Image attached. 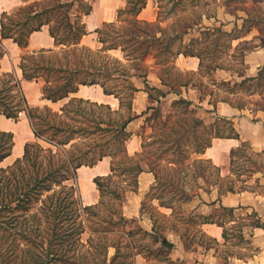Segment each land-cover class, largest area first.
I'll use <instances>...</instances> for the list:
<instances>
[{
	"label": "rangeland",
	"instance_id": "obj_1",
	"mask_svg": "<svg viewBox=\"0 0 264 264\" xmlns=\"http://www.w3.org/2000/svg\"><path fill=\"white\" fill-rule=\"evenodd\" d=\"M33 1L40 0H32L29 3H26V5L31 4ZM79 1L58 0V3L61 4V7L73 2L74 6L69 11V16L71 18L70 20H72V22L77 20V16H80L83 10L85 11V7L89 2V0H81V2ZM51 6H53V4L45 5V7ZM63 7L59 11V17L56 18L57 21L54 23L55 26L57 24L63 26V24L65 25L67 22V18L65 16L67 11H65L66 8ZM18 9L19 8L16 10ZM223 9L228 12L235 13L236 15L240 16L241 19L246 15H252L256 18H259L262 23L250 21L247 24V27L257 24V27H259L261 31V45H264V0H220V2L216 1L212 3H209L206 0H158V21L153 27H151V34H145V37L148 36V41H151V36H165L167 39H169L174 35L185 32L183 36V42L181 43L178 41V43L172 48L173 52H176L181 46V49L183 50H190L191 52L199 54L202 57L203 68L200 73L194 76L184 73L181 74V72H179L174 66L175 59L173 58L172 54L168 53V51L166 52V56H169L170 64L167 66L163 63L162 65L159 63V60L163 56L161 52L165 49L166 42L163 44L158 43L155 47H149L148 51L151 52V55L148 57L150 59L147 60V63H145L144 66L142 64L141 67V73L145 72L147 77H131L130 79L131 84H134L137 88H141V90L138 89V92L144 91L146 93H150L151 99L154 100V105L148 107L151 105L150 98L148 97L149 94L146 96L142 94L143 97L142 99L140 98L141 102L144 103L143 106L146 105L148 110L144 111L142 115L143 119L140 121L141 124L139 123V126L137 124V127L133 126L132 130H134V132L137 133L141 138L143 149L141 154H139V159H141L143 166L146 170H154V173L159 177L158 183L154 187L152 196L154 195L166 204H171L176 207V226H179L178 219L180 217L185 218V216L182 215L183 212L181 207L185 202V199L187 196H192L197 191H199V188L202 187V184L204 183V180L201 179L202 175L200 170L204 168L205 175H209L213 182H219L216 181L219 178L218 172L213 168L214 165H194V162L196 161L194 159L196 156L194 152L204 148L210 142L211 138L216 132L220 131L221 134L225 135L230 134V128L225 121L220 123L217 128L215 127V125L218 124L217 122L215 125H209L205 123L204 126L197 125L195 118H200V116L202 117L201 110L192 108L190 110H192L194 113L189 111L190 114L185 112V115L181 107H174V102L171 105L172 101L174 100L173 98H176L175 96L167 98L166 94L165 97H162L158 90L150 87L147 82L150 81L152 83L153 81L150 79L148 80V74H150V72H153L154 74L157 73L163 83V78L169 79L170 82L168 84L164 83V86L167 89H170L168 93H176L179 95V92L177 91L182 90L181 92H185L184 97L188 98V101H190L189 99L193 98L198 99L199 103L203 104L208 100L213 102L215 100L228 97L231 99V103H229L230 105H245V109L243 110H250L252 113L264 111V69L261 71L260 76L254 80L251 85H249L250 87L245 86L234 88L235 82L240 84L243 80L247 79L244 78L240 80L239 77L238 80V77H235V75L245 71L244 57H242V54L245 53L246 55L251 49L254 50L256 46L253 44L251 45L243 43L238 46V48L232 49L230 45V37L222 36L213 30H208L206 27L200 26L202 23L208 24L206 18L204 17H214V15L218 14V12H222ZM19 19L20 18L18 17L15 18L16 21H19ZM131 19L132 17L130 14L124 15L123 20L126 21L125 28L121 29L118 27L116 29H110L108 31L110 36L109 38H112L116 35L123 36L128 34L130 31V26H127V23ZM62 29L63 27L61 30ZM243 33L244 31L235 35L238 36ZM140 35L143 36L142 34ZM188 38H192V40L188 42ZM120 39L124 41V39ZM143 40L144 39L140 38V41ZM147 45V42L144 43L142 46L143 49H141L142 51L140 50L139 53L144 52V50L147 48ZM122 46H127V44L124 43ZM103 47L102 49L94 50V52L102 53ZM128 52L130 53L131 49H129ZM105 53L115 57L109 52ZM152 54H158V58H155ZM152 56L153 58H151ZM86 60L84 62L77 60L78 67L82 68V66H87ZM122 61L125 62L124 59H122ZM124 64H126L125 66H127L129 72H136V70H133L132 62L127 61ZM152 67H155V69H152ZM187 81H189L191 86L189 89H183L180 85L182 82ZM115 82L116 81L112 83ZM145 82L147 83L146 85L144 84ZM192 85H195V87L192 88ZM180 88L182 89L180 90ZM137 93H135V97L133 99L132 110L134 109V100L136 99ZM202 96L206 98L204 102H200V98ZM157 98L159 103H155ZM109 100L112 106L117 108L114 98L112 97ZM128 101L129 100L126 97L125 103H128ZM200 106L198 105L197 108L202 109V106ZM75 110L77 111L76 114L79 118L78 122L81 121L88 123L89 120L92 119L91 111L94 110L92 106L78 105ZM113 111L120 110L113 109ZM97 112L106 118L107 111L97 110ZM136 114L137 111H133V115L137 116ZM37 116L42 118V129L46 131L48 136H53L54 133L60 135L62 133L68 134V132H75L73 134L77 138L83 134L82 141H79V148L74 152L75 157H83V155L88 153L89 157L91 158L92 155L90 153H93L92 151L95 149L97 152H100L101 150H108L117 156L115 161L112 158L113 165L115 162L116 171L113 172L112 170V173L108 176L110 179L105 182L106 197L104 199V206L101 208V210L94 212L95 220L99 222L101 219H104L105 223L96 225L97 229L100 231V234L94 236L95 239L93 244H95V246L93 249L99 248L103 243L113 244L119 248V253H117L118 257L113 260V257L116 255V249L113 250V248H110L109 254L106 258L104 257V253L99 254L95 250L93 252L91 247L88 249L89 251L87 254L83 253L88 257L87 262L80 260L75 261L71 252V248L73 246V237L70 236V232L66 226L68 223L67 220L70 218V214H67L65 210V212H61V215L57 216L56 219L53 217V207L56 203L54 199L57 196V194H54L53 196L55 197L52 198V201H54L52 202L50 200L47 202V208L45 207L46 212L44 213L45 216L42 215L34 217V226H32L34 228L36 227L37 229H33L29 236L26 234L29 224L24 222L23 219H17L13 221V219H11L10 213L6 212L7 219H5L4 222L7 224V235L9 237L2 239L4 243L0 247V264H25L21 259L26 258L28 262L29 258L31 259L35 257V254H37L35 252L36 244H40V242L48 244V238L45 236L49 231L46 228V224H44V222H47L48 220L49 223L52 226L55 225L54 228H56V231H54L55 236L52 242L53 249L57 252H65L67 250L68 254H72L70 255L72 258V264H134V256L138 254L140 255V250L144 252L143 256L144 258L146 256L148 261L151 257L149 264H174L160 251V247L156 244L155 240L144 235L140 227L142 226L140 224V217H134L135 219L130 218V215L133 214V211H131L129 208L132 209V206L135 204L133 199L134 195L131 193L135 182V173H132L130 169L137 159L136 157L135 160L127 159L123 154V144L127 136H122L116 142L112 139L110 140L112 134H90L91 131L88 133H83V126H81V124H75V127L73 128H68V126L62 122H60L59 126H50L48 125L49 123L45 122L46 119L49 118V113L45 110H43L40 114H37ZM122 116L123 118L121 121L124 122L128 117L127 107L123 109ZM86 126L87 125H85V127ZM126 134L129 133L126 131ZM100 136L102 138L101 141ZM120 141H122V143ZM32 143L39 142L36 140ZM101 143L103 145L98 148L97 145H101ZM40 144L48 147L47 143L42 142ZM90 149H92V151H90ZM38 158H40L39 160L43 162L42 166L44 165L45 168V166L48 164L47 155L41 153ZM17 159L18 157L13 155V157L6 160L0 167H7L13 164V162ZM233 159L234 164H231L230 167L232 175L225 184L226 186L228 185L229 187L233 186L235 189H241L246 185L250 186L252 181L261 177V171L264 170V153L252 152L247 146L241 152H236ZM31 168L32 170L26 174V178L34 177L36 167ZM58 169L59 173L56 175L57 177H59L61 174H65L67 170L64 167H60ZM70 182L68 184H73ZM253 184V186H256L254 182ZM80 196L81 195L78 193V198H81ZM119 196L124 197L123 199H120L122 197ZM5 198L9 199L10 195L5 194ZM39 207H43L42 204H39L37 208ZM142 210H146V217L151 215L154 217V219L156 218L161 226L165 225L167 228L171 227V223L167 222L166 219L156 212L150 200L146 199L142 202L141 213ZM44 217L47 220H45ZM121 219L123 221H121ZM180 226L181 231L185 233L184 229H186V231L188 230L189 235H191L192 238L194 237L193 240L195 242L193 244L202 242L201 235L199 233H195L193 228L195 226L194 220L190 222L188 227L183 226L182 224ZM36 230L37 232L41 230L44 239L41 240V238L36 235ZM131 232H133L137 246L140 248V250L137 249L138 251H132L133 253L127 248L129 245L128 234ZM26 236L27 238L24 240L23 238ZM89 237H91V234L86 233L82 237L83 241L85 242ZM190 241H192V239H189L187 242ZM83 250V248H79L78 252H81L82 254ZM191 250H193V248H191ZM29 251H31V253ZM130 253L132 254V257ZM38 255V257L36 256V259L39 262H42L46 259L45 252L41 251V254ZM113 261L115 262L112 263Z\"/></svg>",
	"mask_w": 264,
	"mask_h": 264
},
{
	"label": "trees",
	"instance_id": "obj_2",
	"mask_svg": "<svg viewBox=\"0 0 264 264\" xmlns=\"http://www.w3.org/2000/svg\"><path fill=\"white\" fill-rule=\"evenodd\" d=\"M22 1L29 3L32 0ZM92 1L93 0H89L85 7V11L82 7L83 11L80 16H77V20L75 22H72L69 16V11L74 6L73 2L71 4H67L64 7L62 6L63 8H66L65 11H67L65 15L67 22L65 25L63 24V26L59 24L56 26L54 25V23L57 21L56 18L59 17V11L62 8L61 4L58 3V0L33 1L31 4L23 6L13 13L4 12L1 17L2 40L12 39L23 49L24 53L22 55V61L20 65L23 78L28 81H42V92L45 99L52 102H58L70 97L71 94L78 92L80 86L100 85L106 95L115 96L117 99H119L121 106L120 111H113L109 105L93 103L79 98H72L61 109L60 112H55L48 106L44 108H33L28 104L22 89L21 81L17 79L14 74L9 73L0 76V116H5L7 119L17 120L22 113H25L30 121L36 138L48 144V147H45L40 143H27L22 158L17 159L13 164L7 167H0V247L4 243L2 239L9 237L7 235V224L4 222V220L7 219L6 212L10 213L11 219H13V221L17 219H23L24 222L29 224L26 233L28 236L33 229H37L36 227H33L34 217L42 215L45 216L44 213L46 212L47 202L50 200L52 201V198L55 197L53 196L54 194H57V196L54 199L56 203L53 207V217L56 219V217L60 216V213L65 212V210L67 214H70V218L67 220L68 223L66 226L68 227L70 236L73 237L72 250L70 249L73 255L68 254L67 250L65 252H57L53 249L52 242L55 236L54 231H56V228H54L55 225L52 226L48 220L47 222H44V224H46L47 230L49 231L45 236L48 238V244L43 242H40V244L37 243L35 248V252L37 254L34 253L35 257L31 259L29 258L28 262L26 258L21 259L25 264H72V258L70 255L74 257L75 261H88L87 255L83 253L87 254L89 251L88 249L91 247L93 249L95 246V244H93L95 239L94 236L100 234V231L97 229L96 225L105 223L104 219H101V221L97 222L95 220L94 212L101 210V208L104 206V199L106 197L105 182L108 181L110 177H97L94 180L98 190L101 193V201L95 206L86 207L84 206L81 198H78V193L80 195V191L77 182V172L78 169L83 166H95L104 157H112L114 161L117 157L114 153L108 150H101L100 152H97L96 149L94 151L90 149V151L93 152L90 153L92 155L91 158L89 157L88 153L83 155V157H75L74 152L78 150L83 134L77 138L73 134L75 132H68V134L62 133L60 134L61 136L54 133L53 136H48L46 131L42 129V118L37 116V114H40L43 110L47 111L49 113V118H47L45 122L49 123L48 125L50 126L53 125V127L59 126L60 122L66 124L68 128L75 127V124H81V126H83V133H88L91 131L90 134H112L110 140L112 139L116 142L122 136H127L124 141L122 151L127 159L135 160V157H132L128 154L125 143L130 138V135L126 134V129L128 125L137 118L133 115L132 104L135 93L138 92V88L134 84L130 83V79L131 77H147L145 72L141 73V67L142 64L144 66L146 59L151 55V52L148 51L149 47H155L158 43L163 44L166 42L165 49L161 52L163 56L159 60V63L162 65L163 63L167 66L170 64V58L169 56H166V52L168 51L169 54H172L173 58H176L180 54H184L186 56H198L201 59L200 72L203 68L202 57L199 54L191 52L190 50H183L181 49V46L179 47L180 49H178L176 52H173V46L176 45L178 41L181 43L183 42V36L185 32L174 35L169 39H167L165 36H151V41H148L149 38H147L148 36L145 37V34H151L150 30L154 24L141 22L138 20V15L146 7L147 0H129L128 7L119 13L118 23L105 24L101 29L97 30V33L99 34V42L104 46L102 52L103 54L96 53L85 47H80L82 38L87 34L86 28L82 22V18L84 15L90 14L92 10ZM79 2H81V0ZM51 3L53 6L45 7V5H52ZM128 14H130L132 17V19L127 23V26H130L129 33L123 36L116 35L112 38H109L110 36L108 31L110 29H116L118 27L121 29L125 28L126 21L123 20V16ZM16 17L20 18L19 21L15 20ZM44 26L49 27L51 36L55 39L56 44L62 48L60 50H41L38 52L28 51L27 49L30 36L34 32L40 31ZM62 27L63 29L61 30ZM214 31L218 34H221L222 36L231 38V36L222 33L220 30L215 29ZM120 38L124 39V41ZM140 38L144 40L140 41ZM146 42L148 43L146 46L147 48L144 50V52L139 53V51L143 49L142 46ZM124 43H126L127 46H122ZM129 49H131L130 53L128 52ZM110 50H120L123 53V59L125 62H123L122 59L105 53ZM152 55H154L155 58H158V54ZM3 56L4 50L2 47V42L0 41V60ZM242 57H245V53L242 54ZM77 60L81 62L86 60L87 66H82V68L78 67ZM127 61L133 63V70H136V72H129L127 66H125L126 64H124ZM187 75L194 76V74ZM238 75L243 77L244 73H240ZM163 79L164 83L166 84L170 82L169 79ZM114 81L117 83H112ZM253 82V79L247 78L240 84L235 82L234 88L245 86L250 87L249 85H251ZM180 86L189 88L191 84L189 81H187L182 82ZM194 87L195 85H192V88ZM177 92L181 94V91ZM159 94L162 97H165L167 93L159 92ZM126 97L129 100L128 103H125ZM205 100L206 98L203 96L200 98V102H204ZM220 102L231 103V99L224 97L220 100H215L213 102L210 101L209 104H212L214 107H216ZM78 105H89L94 108V110L91 111L92 119L89 120L88 123L81 121L78 122L79 118L76 114L77 111L75 110ZM192 105L193 103L191 101L183 98L174 102V107H181L184 113L186 112L188 114H190V112L194 113L192 110H190ZM231 105H234V107L240 110L245 109V105L242 104ZM125 107H127L128 117L123 122L121 121L123 118L122 111ZM97 110L107 111L106 118L97 112ZM195 122L199 126H204V122L200 118L196 117ZM226 124L229 125L230 134L225 135L221 134L220 131L216 132L211 138L210 142L204 148L196 150L194 154L204 153L205 150L211 146L212 140L216 137L239 139V135L236 132L233 123L226 121ZM85 125L87 126L85 127ZM218 126V124L215 125L216 128ZM101 139L102 138L100 136V141ZM120 142L122 143V141ZM102 145L103 144L101 143V145L99 144L97 147L99 148ZM247 146V144H243L240 149L233 151L232 157H234L236 152H241ZM14 147V134L0 131V165L12 155ZM41 153L47 155L48 164L45 166V168L44 165L42 166L43 162L39 160L40 158H38ZM136 159L137 161L131 166L130 169L132 173H135V182L132 191H135L138 187V176L143 171H145V167L143 166L141 159H139V155L136 157ZM205 164L212 165L211 162L205 160H196L194 162V165L201 166ZM233 164L234 159L232 160V165ZM31 167H36L35 175L34 177L26 178V174L32 170ZM60 167H64L67 170L65 174H61L59 177H57L56 175L59 173L58 168ZM213 168L218 172L219 179L216 181L219 182H213L209 175H205L204 168L200 170L202 175L201 179L204 180L205 185L208 187L211 185L215 186L221 184L223 180L220 178V169L215 166ZM112 170L113 172L116 171L115 162ZM150 171L154 172L152 169H150ZM157 179L159 180V177H157ZM70 181L73 184H68ZM227 186L225 188V192L235 191L233 186ZM199 189H202V187ZM5 194H9L10 198L6 199ZM193 196L194 194L192 196H187L185 202L190 201ZM119 197H122L120 199H123L124 196ZM39 204H42L43 207L37 208ZM161 204L163 206L172 208L175 211V206L166 204L163 201H161ZM44 219L47 220L45 217ZM121 221L123 220L121 219ZM254 225L260 227L261 223L257 220L254 222ZM240 228L241 227H238V229ZM50 229L52 230V233ZM86 233H90L91 237H89L84 242L82 237ZM36 235L39 236L41 240L44 239L41 230L39 232L36 230ZM144 235L147 236L145 233ZM224 237L229 239L227 231ZM26 238L27 236L23 239L25 240ZM152 238H155L157 241L161 242L163 247L168 250H172L174 248L173 244H171L163 235L158 234L157 232ZM201 240L202 242H200L202 244L207 243L208 245H212L217 243L214 240L206 239L204 235H201ZM128 241L129 245L127 248L132 252L133 249L136 248L133 232L128 234ZM194 242L195 241L192 239V241H190V245H192ZM79 248L84 249L82 254L81 252H78ZM110 248L116 249V255L113 257V260H115V258L118 257L117 253H119V248L113 244L103 243L99 248L93 249V252L95 250L99 254L104 253V257L107 258ZM41 251L45 252L46 259L42 262H39L36 259V256L38 257V254H41ZM29 252L31 253V251ZM130 255L132 257L131 253ZM114 262L115 261L112 263Z\"/></svg>",
	"mask_w": 264,
	"mask_h": 264
},
{
	"label": "crops",
	"instance_id": "obj_3",
	"mask_svg": "<svg viewBox=\"0 0 264 264\" xmlns=\"http://www.w3.org/2000/svg\"><path fill=\"white\" fill-rule=\"evenodd\" d=\"M206 1L209 3L220 2V0ZM128 3V0H93L90 14L84 15L82 18L87 34L82 38L80 47H85L92 51L102 49L103 46L99 42L97 30L101 29L105 24L118 23L119 13L128 7ZM25 5L26 2L22 0H0V41L4 50V56L0 60V76L9 73L14 74L21 81L28 104L33 108L49 106L54 111L60 112L72 98H79L93 103L109 105L114 110H120L119 99L115 96L106 95L100 85L80 86L78 92L71 94L70 97L58 102H52L43 96L42 81H28L23 78L20 65L24 51L12 39L2 40L1 17L4 12L11 13ZM157 10L158 0H147L146 7L138 15V20L155 24L158 21ZM204 18H206L208 24L202 23L200 26L213 31L217 29L231 36L232 49L238 48L243 43L256 46L254 50L247 53L244 57V76L235 75L238 80L239 77L240 80L244 78L256 80L264 69V45H261V31L257 24L250 27H247V24L250 21L262 23L261 20L252 15H246L241 19L240 16L225 9L222 12H218L214 17L207 16ZM243 31V34L235 35ZM191 40L192 38L187 39L188 42ZM61 48L51 36L49 27L44 26L40 31L34 32L30 36L27 50L38 52L41 50H60ZM108 52L116 58H124L120 50H110ZM148 59L150 58L148 57L145 63H147ZM174 59V66L181 74L196 75L200 73L201 59L198 56L180 54ZM152 69H155V67H152ZM149 79L153 81L152 83L150 81L147 82L150 87L159 92L167 93V98L176 97L173 98L171 105L181 98L188 99L184 97L185 92H181L179 95L168 93L170 89L164 86L157 73L150 72L148 74ZM147 83L145 82L144 84L146 85ZM182 88L185 89V87ZM138 89L141 90V88ZM142 94L144 96L149 94L151 105L148 107L154 105V100L151 99L150 93L140 91L136 94L133 111H137V118L126 129L130 135L126 143V149L132 157H137L143 149L140 136L132 130L133 126L137 127V124L138 126L139 123L141 124L142 115L144 111L148 110L146 105L143 106L144 103L141 102ZM112 97L117 108H114L115 106H112L111 102H109ZM161 99L164 100L163 98ZM189 100L193 103L191 109L201 110L202 117L200 116V118L205 124L215 125L217 122L219 125L223 121L232 122L239 135V139L216 137L204 153L196 154L194 157L195 160L209 161L220 169V178L223 179L222 183L215 186L211 185L210 187L203 183L202 189H199L190 201L182 204V215L185 218L180 217L178 219L179 226H176V207L174 211L172 208L163 206L159 198L152 196L154 187L158 183V176L154 172L145 169L138 176L137 189L131 191L134 195L135 204L132 209L129 208L133 211L130 218L140 217V224L142 225L140 227L143 233L147 234V237L152 238L157 232L174 245L172 250H168L163 247L161 242L152 238L160 247V251L174 264H264V170L261 171V177L252 181L250 186L246 185L244 188L235 189L234 192H225V184L232 175L230 168L233 160L232 152L240 149L243 144H247L252 152L264 153V111L252 113L250 110H240L227 102H220L214 107L209 104V100L203 104H200L198 99L191 98ZM155 103H159L158 98ZM198 105H201L202 109L197 108ZM0 131L13 133L15 136L14 151L9 158L13 157V155H16L18 159L21 158L24 155L27 143H32L36 140L39 143L43 142L34 135L30 121L25 113H22L17 120L0 116ZM17 149H19L18 153ZM112 165V157H104L93 167L83 166L78 169L77 182L84 206H95L101 201V193L94 180L97 177H108L112 173ZM253 182L256 186H253ZM146 199L151 201L152 206L160 216L171 223L170 228L165 227V225L161 226L156 218L154 219L151 215L146 217V210H142L141 213L142 202ZM191 220L195 221V226L193 227L195 233L204 235L206 239L214 240L217 243L208 245L207 243L197 242L190 245V242L187 241L194 237L192 238L186 229H184L185 233L181 231L180 225L188 227ZM257 220L261 223L260 227L254 225ZM238 227L241 228L238 229ZM226 231L229 239L224 237ZM134 242L136 248L133 251L140 250L136 241ZM140 252V255L134 256V264H149L151 257L148 261L147 257L145 256L144 258L143 256L144 252L141 250Z\"/></svg>",
	"mask_w": 264,
	"mask_h": 264
},
{
	"label": "bare ground",
	"instance_id": "obj_4",
	"mask_svg": "<svg viewBox=\"0 0 264 264\" xmlns=\"http://www.w3.org/2000/svg\"><path fill=\"white\" fill-rule=\"evenodd\" d=\"M19 152V149H17V153Z\"/></svg>",
	"mask_w": 264,
	"mask_h": 264
}]
</instances>
